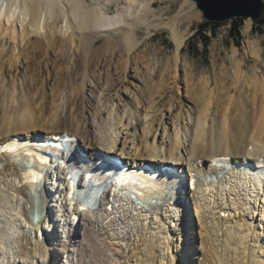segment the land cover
Returning <instances> with one entry per match:
<instances>
[{"label":"bare ground","instance_id":"bare-ground-1","mask_svg":"<svg viewBox=\"0 0 264 264\" xmlns=\"http://www.w3.org/2000/svg\"><path fill=\"white\" fill-rule=\"evenodd\" d=\"M156 1L0 0V144L19 135L30 139L38 134L48 137L67 132L79 138L88 154L101 149L134 165L148 163L161 168L170 164L202 173L213 167L217 157H231L232 165L264 159V78L256 66L243 77L236 47L231 58L237 60L236 70L232 69L240 95L230 114L224 105L233 98L223 82L214 94L217 111L212 115L208 95L210 92L212 96L211 80L207 75L201 77V86L197 87L191 83L192 74L186 72V101L176 98L175 90L180 91L178 63L188 38L187 32L179 29L178 17L170 21L177 64L173 76L169 78L170 59L153 86L151 78L157 75L154 64L131 66L133 54L144 41L138 37L142 25H147L146 37H151L150 15H154ZM112 4L117 10L110 13ZM183 8L187 17L195 14L189 0L184 1ZM251 24L249 19L246 32ZM250 54L260 58L257 48ZM52 55L56 56L55 64H51ZM121 62L120 73L110 70ZM43 65L47 76L40 69ZM81 67L83 77L78 85L87 95L77 102L78 96H73L76 90L68 82L80 75L77 69ZM96 67L101 71L96 73ZM146 69L149 72H143ZM230 76L222 74L221 81ZM16 84L25 89L19 90ZM30 86L73 93L60 102L51 98V103L46 95L28 89ZM124 96L129 98L127 102ZM200 101L204 107L200 105L196 117L193 114ZM256 106L262 109L263 118L261 111L258 115L250 112ZM51 109L53 113H49ZM155 116L157 125L151 127ZM209 120L212 124L207 126ZM33 162L36 164V160ZM60 170L48 183L49 190L57 187L56 192L61 191L53 208L86 215L67 198L71 182L66 171ZM18 175L11 167L0 175V264H264V210L246 202L248 197L236 195L235 201H221L218 188L211 193L212 206L204 192L191 195L193 199L199 195L203 201L201 209L194 203L195 217H180L177 209L167 206L162 211L163 221L162 217L159 221L150 216L124 217L122 227L117 229L104 227L103 218L95 213L85 227L64 231L58 230L64 221L60 215L53 218L49 212L38 225L28 219V187L18 183ZM259 195L264 196V192ZM114 214L122 215L120 209Z\"/></svg>","mask_w":264,"mask_h":264},{"label":"rangeland","instance_id":"rangeland-1","mask_svg":"<svg viewBox=\"0 0 264 264\" xmlns=\"http://www.w3.org/2000/svg\"><path fill=\"white\" fill-rule=\"evenodd\" d=\"M184 1L185 0H157L156 1L155 7H154L155 8L154 9V15L153 14L150 15V22H151L150 23V30L152 32V34L150 35L151 37H148V38L146 37V36H148L147 25H144V26L142 25L139 29L140 31L138 32V34H139L138 37H139V39H144V41H143L142 45L140 46V48L133 54L131 66L133 67L136 64L141 65L142 63H144V65H141L142 67L147 65V64H151V63L154 64V67L157 70V75H156L157 77L155 76L154 79L151 78V81H153V84H152V86H153V85H155L156 82H159L160 77H161V73H163V70L166 67V64L168 62V59H170L171 60L170 61V65H171L170 73L171 74H170L169 78H171L173 76V72H174L173 70H175L174 67H175L176 61H175V57H174L175 56V54H174L175 46H174V43L170 37V34H171V32H170V24H171L170 21H172V19L174 17H178L179 21H180V23H178L179 29H181L185 33L187 32L188 38L186 40L185 46L181 50L182 57L178 63V71H177L178 80L177 81H178V85H180V91L177 92L175 90L174 93H175L176 98L179 99V101H183L184 103L186 101V97H184L185 95L183 96V94H185V92H186V83L183 80L184 76L186 75V72L189 74H192V76L194 77V82L192 80L191 83L192 84L196 83L195 85L197 87L201 86L202 82H199L201 77L203 75H207V76H209V78L211 80L210 89H211V95L212 96H210V92H208V95H209V101L212 100V101H210V103H211V106H210L211 109L210 110L211 111L213 110L212 115L214 116L215 112L217 111V110H215L217 108V104H216L217 102L215 101L216 99L214 97V94L216 93V90L218 92L217 86L221 88L220 84L223 82H225L227 88H230L232 98H233L232 100L231 99L227 100V102L224 106H225V108H226V106L229 107L228 111L232 110V108L234 106L233 104L235 103V100H237V98L240 95L239 89H237L240 86H238V84L236 83L235 78H234V73H233V69L236 70L237 60H238V63L239 62L241 64L243 63L242 64L243 65V67H242L243 77H244V74L247 73V71L250 69V67L256 66L258 68L259 75H262L264 78V24L257 25L255 23L256 21L251 20L252 24H251L250 31L246 32V30H245L246 24H247V21L249 19L240 18V19H242V21H241V26H239L240 27L239 28V37L237 39L233 38L231 35L232 29H233L232 21L234 19L232 21H229L226 23H219L218 25L209 26L205 31V34H206L207 40H208V43H207L208 47L205 50L204 42L201 40L200 37H197V31H198L199 26L204 24L206 21L204 20L202 12L197 8V6L193 0H189V2L192 5V7L194 9L193 11L195 14L191 15V17H187V12L183 8ZM115 10H117L116 4H112L110 13L114 12ZM193 36H195L196 38L195 39L192 38ZM101 42L97 43V46L99 44H101ZM253 44H255V46ZM233 47H236L238 49V57H237L238 59L234 60V61H233V58H231ZM8 48H11V46L8 45ZM252 48L253 49L257 48V51H259V53H260L259 59H255V58L251 57L250 51L253 50ZM55 58H56V56L54 57V55H52V57L50 58L51 62H52L51 64H55V62H54L56 60ZM41 62L44 63V61L41 60L40 61L41 65H42ZM122 63L123 62H121V64L118 65V67L116 69H115V67H110V70H113L114 72H116V74L120 73L123 69ZM68 66L70 67L71 64L68 63ZM82 68L83 67H81L80 69L79 68L77 69V73L80 72V75H82ZM17 69H18V72L22 71L21 67H18ZM40 69H44V76L48 75V73H47L48 70L45 67V65H43V68L41 67ZM57 71L61 72V73L63 72V71H59V70H57ZM94 71H96V73H97V71L100 72L101 69H99V67H96V68H94ZM141 71H143V70H141ZM102 72H103V70H102ZM143 72L147 73V72H149V70L146 69ZM15 73H16V71H15ZM61 73H60V75H62ZM224 73H227L228 75H231V76L228 77L227 79L221 81L222 79H224V77H221L222 74H224ZM80 75L78 73V76H77L78 79L75 77L73 79L74 81L72 83L68 82L70 85H73L71 87H73L74 90H76V91H74V93L72 90H68V93L70 95H71V93H73L74 97L78 96L76 98L77 102H81L80 99L82 100L87 95L86 89H85V93H84L83 92L84 88L81 87V85L80 86L78 85L79 82L80 83L82 82L79 79H80V77H83V75L82 76H80ZM68 76H69V73H68ZM125 78H127V77H125ZM242 79H244V78H242ZM127 80L133 81V79H128V78H127ZM86 81H87V78H86ZM170 81H172V79ZM177 81H176V83H177ZM176 83H175V86H176ZM16 85H17L19 90H21L22 87H23L22 89H25V86H20L19 84H16ZM236 85H237V88H236ZM68 87H70V86H68ZM79 87H81V88H79ZM28 89H30V90L32 89L31 91L33 93H37V91H38L42 96L46 95L44 97L45 98L47 97L46 99H48L49 101L51 100V103L53 102L52 101L53 98L54 99L56 98L55 100H58L60 102L61 98H62V100H64V97H65V100H66V97L68 95V93H66V92L58 93L55 90H51V89L44 91V90H41L40 88L38 90L37 87L32 88L31 86ZM122 89H123V87L120 85V90H122ZM164 90H166V88ZM58 94H62V95L58 96ZM171 94H172V91L170 93V96L168 98H166V100L164 101L165 106H167L169 104L170 99H171L170 98ZM70 95H68V97ZM73 96H71V100L74 98ZM156 96L159 97V94H157ZM79 97H81V98H79ZM123 100L124 101L126 100L125 102H127L129 100V98H127V96H124ZM125 102H123V104H125ZM183 102H182V105H183ZM200 103L201 104H199V108L196 109V114H193L195 116L196 115L198 116V114L200 113V110H199L201 108L200 105H202V106L204 105L202 101H200ZM215 105H216V107H215ZM157 106H160V105H157ZM181 109L182 108H180V111H182ZM251 109L252 110L250 112L252 113V115L254 113H256V115H258L260 111L262 112V109L260 110L259 106L252 107ZM228 111L226 110V112H228ZM53 112H54V109H51L49 111V113H53ZM133 114H134V112H133ZM228 114H230V111L228 112ZM262 116H263V112L261 114V118L264 117V116L263 117ZM155 118H157V116L153 117V119L151 121L152 122L151 127L157 125L156 124L157 121ZM175 119L176 118H174V120ZM154 120L156 121L155 124H154ZM169 123L170 122H168V124H167L168 127L170 128L169 132L173 133L174 129L171 127V125ZM51 124H53V121H51ZM211 124H212V121L209 120V123L207 124V126H210ZM139 132L141 133V131H139Z\"/></svg>","mask_w":264,"mask_h":264},{"label":"water","instance_id":"water-1","mask_svg":"<svg viewBox=\"0 0 264 264\" xmlns=\"http://www.w3.org/2000/svg\"><path fill=\"white\" fill-rule=\"evenodd\" d=\"M209 23H226L233 19L258 21L264 14L263 0H193Z\"/></svg>","mask_w":264,"mask_h":264},{"label":"trees","instance_id":"trees-1","mask_svg":"<svg viewBox=\"0 0 264 264\" xmlns=\"http://www.w3.org/2000/svg\"><path fill=\"white\" fill-rule=\"evenodd\" d=\"M241 21L242 19L240 18H237V19H234L232 21V24H233V29H232V37L237 39L239 37V26H241ZM257 25L259 24H264V15L261 17L260 20L256 21L255 22ZM219 23H208V22H205L204 24L200 25L199 28H198V31H197V37H200L201 40L204 42V48L205 50L207 49L208 47V40H207V36L205 34V31L206 29L209 27V26H213V25H218ZM196 36V35H195ZM195 36H193L192 38H196ZM191 38V39H192Z\"/></svg>","mask_w":264,"mask_h":264}]
</instances>
